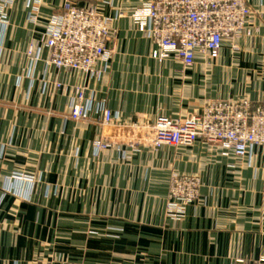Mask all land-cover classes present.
<instances>
[{"label":"crops","instance_id":"crops-1","mask_svg":"<svg viewBox=\"0 0 264 264\" xmlns=\"http://www.w3.org/2000/svg\"><path fill=\"white\" fill-rule=\"evenodd\" d=\"M151 0H104L113 38L96 74L56 68L31 42L60 0H15L0 14V264H230L264 258V147L152 145L159 116L198 115L212 100L264 96V0H247L252 36L215 63L152 57L135 30ZM0 1V5H1ZM256 29V30H255ZM60 84L57 88L56 84ZM84 88L86 116L70 117ZM109 144L97 150L96 144ZM173 174L200 180L169 209ZM171 201V202H170Z\"/></svg>","mask_w":264,"mask_h":264},{"label":"built area","instance_id":"built-area-1","mask_svg":"<svg viewBox=\"0 0 264 264\" xmlns=\"http://www.w3.org/2000/svg\"><path fill=\"white\" fill-rule=\"evenodd\" d=\"M0 1L1 14V9L15 0ZM60 1L62 13L54 16L48 30L31 42L28 54L43 46L49 50L48 62L56 68L96 74L94 64L109 57L107 43L114 34L107 19L97 10V4L104 0ZM251 14L247 0H151L139 10L135 30L154 43V59H173L187 69L195 64L197 56H201L205 64L215 63L224 43L236 49L235 40L245 32ZM72 92L70 117L79 120L86 116L87 110L84 88L76 87ZM153 128L155 148L190 146L201 140L220 144L242 158L251 148L264 147V96L256 102L212 100L198 115L159 116ZM95 147L103 150L108 144L98 143ZM199 188L197 177L173 174L169 209L174 211L178 206L179 210L195 200ZM230 264H264V258L253 262L237 259Z\"/></svg>","mask_w":264,"mask_h":264},{"label":"rangeland","instance_id":"rangeland-1","mask_svg":"<svg viewBox=\"0 0 264 264\" xmlns=\"http://www.w3.org/2000/svg\"><path fill=\"white\" fill-rule=\"evenodd\" d=\"M253 13V12H252ZM250 24L251 23H248V26H247V28H246V30H245V32L241 35V36H239V38H241V37H243V36H252L253 35V31H252V29L250 28L251 26H250ZM256 30V29H255ZM239 38H237V39H239ZM236 39V40H237ZM236 40H235V46H236V49H232L231 48V45L229 44L228 45V43H227V45L229 46V48H231L232 49V51H233V53H236V52H239L240 51V47L238 46V44L236 43ZM207 104V103H206ZM205 104V105H206ZM204 105V106H205ZM107 144V143H106ZM109 145V144H108Z\"/></svg>","mask_w":264,"mask_h":264}]
</instances>
